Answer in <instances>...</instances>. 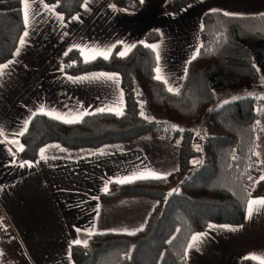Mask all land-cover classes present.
Wrapping results in <instances>:
<instances>
[{"label":"crops","instance_id":"obj_1","mask_svg":"<svg viewBox=\"0 0 264 264\" xmlns=\"http://www.w3.org/2000/svg\"><path fill=\"white\" fill-rule=\"evenodd\" d=\"M163 2L139 0V6L130 10L111 0H90L85 10L83 0L72 16L61 20L62 15L53 5L43 0L36 5L38 14L30 18L27 28L24 24L20 37L24 31L29 32L26 44L21 46L18 40L13 54L0 64L15 61L0 76V264H75L70 256L72 241L87 240L90 233L107 228L115 232L140 229L154 199L123 195L101 202L98 194L111 181L153 173L163 175L177 166L172 145L163 144L165 149L173 150L170 155L163 153L164 149H156L153 153L143 152V157L134 150L141 143L151 144L153 138L149 135L78 148L50 142L39 148L35 160H19L16 153L22 144L18 133L24 131L25 122H29L32 113H40L42 106L46 112L66 119L98 109L118 113L124 107L119 75L118 81L93 78L101 73H117L94 70L68 74L63 71L61 57L54 63L50 52L63 48L65 54L75 48L83 60H91L93 56L102 57L97 53L109 48L111 53L116 49L117 54L131 49L143 41L147 30H156L159 36L151 46H156L152 47L156 57L159 53L156 68L161 71L157 73L155 68V72L167 80V88L175 89L197 48V27L204 12H264V0H194L173 13L161 8ZM89 15L93 23L88 26L87 21L80 26ZM18 47L20 53L16 55ZM84 77L88 78L75 79ZM52 94L54 97H49ZM13 140L17 143L13 144ZM262 141L255 148L261 163L257 179L264 176ZM41 149L45 150L43 159ZM154 153L160 155V160L151 157ZM25 161L31 165L21 166ZM259 198L262 197L247 199L242 223H209L204 230L193 233L185 249V264H238L244 257H255L264 263V205H253L255 210L248 215V202ZM106 203L110 210L104 208ZM196 234H202V238L189 248Z\"/></svg>","mask_w":264,"mask_h":264},{"label":"trees","instance_id":"obj_2","mask_svg":"<svg viewBox=\"0 0 264 264\" xmlns=\"http://www.w3.org/2000/svg\"><path fill=\"white\" fill-rule=\"evenodd\" d=\"M44 1L67 19L83 0ZM191 1L164 0L161 8L173 13ZM111 2L130 10L140 4L139 0ZM23 28L21 0H0V64L13 54ZM158 36L156 30H148L125 56L115 49L108 59L83 60L73 48L62 57L63 71L68 74L117 73L124 94L122 115L98 111L66 123L38 113L20 136L24 150L16 153L19 160H35L39 148L50 142L78 148L125 142L148 133L153 143L164 136L173 143L177 166L162 175L165 178L111 181L108 191L97 196L101 202L120 195L154 199L143 226L134 232H94L87 246L71 244L75 264H185V249L193 233L209 223H241L247 199L264 197L255 150L264 139V122L257 111L264 97L240 96L213 107L218 98L234 91L264 88V12H204L198 30L199 54L188 60L174 92L155 78L157 57L151 44ZM204 119V126L209 125L213 133L205 136L197 162L200 139L191 127L202 125ZM238 264L264 263L244 257Z\"/></svg>","mask_w":264,"mask_h":264},{"label":"snow or ice","instance_id":"obj_3","mask_svg":"<svg viewBox=\"0 0 264 264\" xmlns=\"http://www.w3.org/2000/svg\"><path fill=\"white\" fill-rule=\"evenodd\" d=\"M59 2V0H58ZM89 2L90 0H84V4L82 5L85 10H87L88 8V5H89ZM143 2V0H141V3ZM43 3V0H32V2L30 3L29 0H21V4L23 5V8H22V12H23V20H24V24H25V27L27 28L28 25H29V20L32 16H35L38 14V9H36V5L37 4H42ZM44 7L47 8L48 5L44 4ZM215 11V10H213ZM225 15H229V13H225ZM59 18L61 20H63V16H59ZM79 17H73V19H78ZM29 36V32L28 31H24L23 35L19 38V44L21 46L25 45L26 44V38ZM74 47H78V46H74ZM112 47L114 48L115 45H112ZM132 47H135V45H132ZM151 47L155 48L156 46L155 45H152ZM130 50V49H128ZM128 50H125V51H120L118 53V55L120 56H125L127 55V51ZM20 53V48L18 47L16 49V55H19ZM111 53V48L107 49L106 51H99L97 53V55L99 56H102L104 59H108L109 58V55ZM199 54V50L197 49L192 57V59H195L196 58V55ZM65 55H67V52L65 53ZM96 57L93 56L91 57V59H95ZM160 57H159V53H157V61H159ZM87 62V61H86ZM15 63V61H9L7 64H3V65H0V76H2L4 73L3 70H6L11 64ZM161 70L159 67L156 68V72L159 73ZM100 77H105L109 80H113V81H118V74H108V73H101L99 74V76L97 77H93V78H100ZM88 77H84V78H75V79H87ZM157 80H163L165 83H167V80L162 76V75H157L155 77ZM72 79V78H70ZM168 91L169 92H174V91H178V89H173L171 87L168 88ZM122 95V93H121ZM112 111L113 109H98V111ZM40 113L42 114H46V115H49L51 116L52 118L54 119H58V120H64V122L66 123H75V122H78L82 116L81 115H77L75 118L73 119H66L64 116L62 115H59V114H55L54 112H46L45 109L43 108V106L40 108ZM37 113H32V115H36ZM117 114H120L122 115V111L121 112H118ZM140 115L141 116H145V113L143 111L140 112ZM145 119H147V117L145 116ZM27 124L28 122L26 121L25 124H24V130L26 131L27 130ZM0 134H2V129H0ZM18 135H24V131H21L18 133ZM13 144L17 143L15 140L11 141ZM19 150L20 151H23L24 150V146L23 145H20L19 147ZM9 151H11V149H9ZM41 158L43 159L44 158V149H41ZM258 155V153H257ZM16 161L13 160L12 163H15ZM195 163V162H194ZM25 165H28L30 166L31 165V162L29 161H25L21 166H25ZM147 178H156V179H161V178H165L161 175H158V174H155L153 173L151 176H144V175H140V176H133V177H129V178H126V179H121L119 180L118 182L123 184V183H126V182H131L132 180H135V179H147ZM260 180H264V176H261L260 177ZM105 192L108 191V187L107 185H105L104 189H103ZM175 191V190H174ZM253 205H264V197L262 198H259V199H253V200H250L248 202V215L251 216L253 214V211L255 210L253 208ZM211 227V225H210ZM77 231H80L79 229H77ZM91 234V233H90ZM134 234V233H132ZM202 238V234H196V235H193L192 236V243H190L188 245L189 248H192L196 245V243ZM72 243L74 245H81L83 244L84 246H87V240H84V241H81L79 239H76L74 241H72ZM255 259V257H253Z\"/></svg>","mask_w":264,"mask_h":264},{"label":"rangeland","instance_id":"obj_4","mask_svg":"<svg viewBox=\"0 0 264 264\" xmlns=\"http://www.w3.org/2000/svg\"><path fill=\"white\" fill-rule=\"evenodd\" d=\"M83 2V1H82ZM81 2V4H82ZM53 5V4H52ZM54 7V6H53ZM80 7V6H79ZM79 9V8H78ZM72 16V15H71ZM89 19L86 20L84 19L83 21H81L79 24H81L80 26L84 25L87 21V25L90 26L93 22H92V18H91V15L88 16ZM69 18V17H68ZM92 22V23H90ZM199 27H200V23H199ZM199 27H197V35H198V30H199ZM148 31V30H147ZM146 31V32H147ZM198 46H199V39H198V45H197V48H195L194 52H193V55L195 53V51L198 49ZM56 49V48H55ZM54 49V50H55ZM54 50L52 52H50V55L51 57L53 58V62L55 63L56 60H59L60 57H61V60H62V55L64 54L63 52L65 50H63V48H59L56 52H54ZM53 53V54H52ZM63 53V54H62ZM62 54V55H61ZM192 55V56H193ZM85 60V59H84ZM189 60V59H188ZM5 62V61H4ZM188 62V61H187ZM186 62V64H187ZM11 66V65H10ZM58 66H60V64L58 63ZM186 66V65H185ZM57 67V65H56ZM55 68V67H54ZM156 68V67H155ZM50 69H48L49 71ZM90 71H94V70H90ZM88 72V71H86ZM54 74L56 73L55 70L53 72ZM83 73V72H82ZM262 77H264V75H262ZM263 79V78H261ZM181 83V82H180ZM175 89H178L177 87ZM246 95H249V96H253L255 98H258V97H264V88H261L259 89V91L255 90V89H252V88H245V89H242V90H238V91H234L233 93H231L229 95V97H220L217 99V101L213 104V107L222 103V102H225L229 99H234V98H237V97H240V96H246ZM49 97H54L53 94L52 95H49ZM52 100V99H51ZM257 111H258V115H259V120L261 122H264V104H260L257 106ZM38 114V113H37ZM39 114H42V113H39ZM45 115V114H44ZM48 116V115H46ZM32 117V116H31ZM50 117V116H49ZM52 118V117H51ZM31 119V118H30ZM205 119L204 121L202 122V125H194L192 126V130L193 132L195 133V136L198 137L200 140L197 142V154L195 155V160L198 162L200 159H201V154L203 152V140L205 138L206 135L208 134H212L213 133V130L212 128L209 126V125H206L204 126V123H205ZM142 135H149L148 133L147 134H142ZM140 136V135H139ZM150 136V135H149ZM143 140H146V138H144ZM154 141H158V142H152L150 144L149 141L147 142H144V143H141L138 145V148L135 147L134 150L138 152L139 155L143 156V157H146L143 152L147 153V152H150V153H153L156 149L161 151L160 149H164L162 150L163 153H166V154H169L170 155V151L173 153V150H169V149H165L164 145L163 144H167V145H172L173 143L170 141V138H165V136L159 140H154ZM137 155V153L133 156V158H135V156ZM151 157H153L154 159H157V160H160V155L157 154V153H154V154H151ZM167 174V173H165ZM163 174V175H165ZM162 176V175H161ZM120 196H123V195H120ZM118 202V201H116ZM106 207H104L106 210H110V206H109V203H106V205H104ZM245 218V216H244ZM243 222V221H242ZM241 222V223H242ZM239 224V223H238ZM4 227V226H3ZM3 227H2V230H3ZM107 231H114L110 228H107L106 229ZM122 233V232H121ZM0 236H1V233H0Z\"/></svg>","mask_w":264,"mask_h":264}]
</instances>
